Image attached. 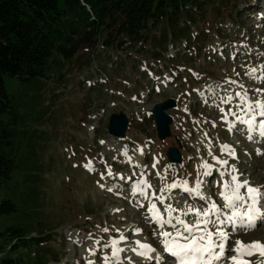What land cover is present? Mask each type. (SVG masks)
<instances>
[{"label":"rangeland","instance_id":"obj_1","mask_svg":"<svg viewBox=\"0 0 264 264\" xmlns=\"http://www.w3.org/2000/svg\"><path fill=\"white\" fill-rule=\"evenodd\" d=\"M174 31L175 39L161 23L137 45L81 49L36 88L5 80L17 118L2 120L15 132L16 167L0 201L16 212L0 214V264H159L149 254L173 259L161 234L172 229L154 217L193 223L194 212L213 203L230 215L221 193L232 175L249 182L245 197L248 186L264 195V141L241 133L239 119L250 116L237 107L241 96L245 108L264 102V0H210ZM168 99L176 105L166 111L170 135L159 140L151 110ZM113 114L128 120L124 137L107 132ZM169 147L180 151V164L167 161ZM18 227L46 243L10 249L5 232ZM236 227L219 226L226 233L219 264H232L237 248L264 245V223ZM242 259L264 264L258 254Z\"/></svg>","mask_w":264,"mask_h":264},{"label":"trees","instance_id":"obj_2","mask_svg":"<svg viewBox=\"0 0 264 264\" xmlns=\"http://www.w3.org/2000/svg\"><path fill=\"white\" fill-rule=\"evenodd\" d=\"M210 0H0V188L13 178L15 132L4 115H17L5 80L37 87L52 71L81 49H122L146 41L145 32L164 23L172 29ZM16 212L9 200L0 201V214ZM26 228L5 232L10 249L46 243L41 236L26 238ZM3 235L0 233V236ZM4 260L3 264H11Z\"/></svg>","mask_w":264,"mask_h":264},{"label":"snow or ice","instance_id":"obj_3","mask_svg":"<svg viewBox=\"0 0 264 264\" xmlns=\"http://www.w3.org/2000/svg\"><path fill=\"white\" fill-rule=\"evenodd\" d=\"M254 72L255 69H253ZM209 91L211 92L213 90L209 88ZM231 99V97H228V100ZM240 99L241 104L237 105V107L245 111L250 118L244 119L241 117L239 123L246 126L247 132L257 133L258 137L264 140V119H261L258 124L256 122L257 112L259 117L264 118V102L259 100L254 102L249 101L245 108L244 102L247 100V97L241 96ZM221 102L223 103L225 101L221 99ZM248 138L252 139L253 137L249 136ZM222 163H227V161H223ZM203 167L208 169L207 164ZM231 179L232 184L225 183L224 191L221 193L225 201L224 207L231 209L230 215L223 216L213 203L210 205L209 210H196L194 212L196 218L193 223L185 222L180 216L171 217L170 215L169 219L164 221H161L159 217H154L161 228L166 224L172 229V231H163L161 233L165 237L164 250L174 258L172 264H214V262L225 258L223 255L225 250L223 241L226 233L219 230L220 225L228 223L233 227L239 226L246 230H256L258 223H264V204H262L264 196L261 195L260 190L248 186L247 197H245V195L241 194L240 190L247 186L249 182L247 180L243 181V183L237 182V176L235 175H232ZM169 187L175 188L177 186L170 185ZM185 191L192 192L193 190L185 188ZM141 194H143L142 191ZM195 194L200 196L199 184L197 185ZM201 198L203 199V197ZM161 202L163 201L161 200ZM242 205H246V210L243 212L240 211ZM152 207L155 208V205ZM172 210L169 206V211L171 212ZM189 211L191 212L192 210L189 209ZM210 224L213 228L217 229L215 233L216 240L213 239V232L208 230ZM170 237L171 239H169ZM217 249H219V254L216 251ZM236 252L237 255L231 257L232 264H247L242 258L252 257L257 254L260 258L264 259V245L259 243H254L244 249L237 248ZM112 255L113 258H116L118 256V250L113 249Z\"/></svg>","mask_w":264,"mask_h":264},{"label":"water","instance_id":"obj_4","mask_svg":"<svg viewBox=\"0 0 264 264\" xmlns=\"http://www.w3.org/2000/svg\"><path fill=\"white\" fill-rule=\"evenodd\" d=\"M174 107L175 102L171 99H168L162 103L154 105L153 109L151 110L154 125L156 127V134L160 140H163L170 135L168 125L171 123V118L165 113V111ZM127 124L128 121L124 114H113L109 118L107 131L112 136L124 137ZM166 158L172 164H178L181 162V157L174 147H170L167 150Z\"/></svg>","mask_w":264,"mask_h":264},{"label":"bare ground","instance_id":"obj_5","mask_svg":"<svg viewBox=\"0 0 264 264\" xmlns=\"http://www.w3.org/2000/svg\"><path fill=\"white\" fill-rule=\"evenodd\" d=\"M254 136H255V135H254ZM255 188H257V187H255ZM257 189H259V188H257ZM128 231H129V230H128ZM148 231H149V230H148ZM148 231L146 230V232H148ZM127 234H128V233H127ZM162 259H163V258H161V260H162ZM172 260H174V258H173ZM222 260H223V259H222ZM222 260L218 261V264H219L220 262H222ZM167 263H168V262H167ZM167 263H166V264H167ZM171 263H172V261H171ZM171 263H170V264H171ZM168 264H169V263H168Z\"/></svg>","mask_w":264,"mask_h":264}]
</instances>
